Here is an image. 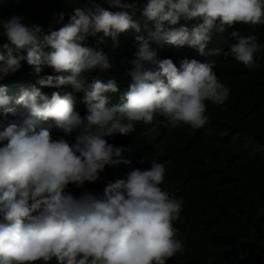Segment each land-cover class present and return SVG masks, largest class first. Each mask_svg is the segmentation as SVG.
<instances>
[{"label": "clouds", "instance_id": "9594fccd", "mask_svg": "<svg viewBox=\"0 0 264 264\" xmlns=\"http://www.w3.org/2000/svg\"><path fill=\"white\" fill-rule=\"evenodd\" d=\"M89 3L48 33L41 25L22 23L17 14L0 19V35L26 56H13L0 36V48L7 50V58L0 53V79L15 73L23 59L33 67L27 76L0 81V264H49L53 258L56 264H166L182 253L173 225L182 201L162 190V163L133 168L124 179L106 173L116 180L108 181L102 194L85 192L77 198L66 189L70 183L95 182L106 165L122 162V146L108 142L113 134H132L157 115L172 127H203L206 103L223 105L230 92L212 70L216 61L212 65L200 57L220 54V49L206 51L212 31L264 25V0H147L141 9L144 32L152 24L154 30L147 38L135 37L140 43L130 61L131 82L109 106L106 93L119 88L114 79L88 82V72L111 67L88 38L96 37L97 44L103 37L115 40L129 29L140 32L141 24L129 11ZM108 3L135 12L134 3ZM181 18L195 23L175 27ZM232 35L225 55L254 68L261 52L256 35ZM150 41L187 45L198 53L174 63L159 58ZM44 66L54 74L44 72ZM77 92L83 96L75 102ZM53 122L57 129L50 131Z\"/></svg>", "mask_w": 264, "mask_h": 264}, {"label": "trees", "instance_id": "16d2710c", "mask_svg": "<svg viewBox=\"0 0 264 264\" xmlns=\"http://www.w3.org/2000/svg\"><path fill=\"white\" fill-rule=\"evenodd\" d=\"M95 2L109 11H129L141 24L140 32L129 29L119 33L115 40L110 36L103 37V41L97 44L96 37L88 38V45L102 50L111 65L103 72L99 69L88 72V82L93 78L104 82L114 79L119 88L117 93H106L110 106L118 103L131 82L128 75L132 67L130 61L140 43L135 37L143 35L147 38L148 30H154V25L144 32L141 9L147 0H122L135 4L134 13L131 8L114 7L108 0ZM76 7H91V4L89 0H0V19L17 14L22 17V23L41 25L48 33L67 23ZM61 13L62 21L59 19ZM193 23L195 21L181 18L175 27L183 24L190 28ZM2 31L0 26V33ZM233 32L256 35L261 52L254 68L247 69L243 63L225 55ZM0 36L3 44L9 43L13 56L26 57L24 49L17 50L5 36ZM100 36L103 33H99ZM150 48L159 58H171L174 63L198 53L187 45L173 46L152 41ZM211 49H220V54L200 55L201 60L212 65L216 61V68L212 70L230 92L223 105L206 103L208 122L203 127H172L163 116L157 115L153 123L139 127L132 134H113L108 142L116 147L122 146V162L106 165L97 181H86L80 187L70 183L66 191L77 198L85 192L102 194L108 181L126 178L133 168L147 169L155 160L166 169L162 190L171 198L182 201V211L173 225L178 229L184 250L168 259L166 264H264V25L235 24L222 32L214 29L206 51ZM0 53L7 58V50L0 48ZM20 64L15 73L3 76L0 81L32 72L33 67L26 59ZM43 71L54 74L47 66ZM73 96L76 102L83 93L77 92ZM82 113L86 115L87 108ZM49 126L50 131L57 129L54 122ZM122 136H126L127 145H124ZM72 143H75V137ZM142 159L144 163H140ZM106 173L109 177L115 174L116 179L108 178ZM35 264L44 262L40 260ZM49 264H56L55 259Z\"/></svg>", "mask_w": 264, "mask_h": 264}]
</instances>
